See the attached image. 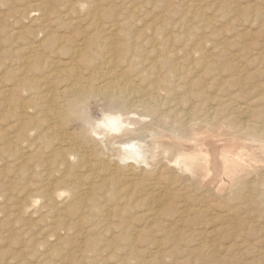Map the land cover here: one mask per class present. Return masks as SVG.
<instances>
[{"label": "bare ground", "instance_id": "obj_1", "mask_svg": "<svg viewBox=\"0 0 264 264\" xmlns=\"http://www.w3.org/2000/svg\"><path fill=\"white\" fill-rule=\"evenodd\" d=\"M155 1L153 19L138 0H41L2 18L0 210L37 263L208 247L218 222L236 228L241 207H264L263 91L248 95L245 72L261 62ZM25 216L43 220L41 239ZM253 242L263 251L264 236Z\"/></svg>", "mask_w": 264, "mask_h": 264}, {"label": "rangeland", "instance_id": "obj_2", "mask_svg": "<svg viewBox=\"0 0 264 264\" xmlns=\"http://www.w3.org/2000/svg\"><path fill=\"white\" fill-rule=\"evenodd\" d=\"M40 1L41 0H0V23L2 21V18L5 17V15L8 16L12 11H15L16 8L17 9L20 8L22 10L24 8L30 9L35 3ZM138 1H139V6L143 10L141 11L139 17L145 19H153L156 17H160L161 15L164 14L163 10L160 8V3H161L160 1L158 2L155 0H138ZM170 1L174 5L177 3L178 5H181L182 8L184 9L183 12L185 16L194 18L195 21L202 20V22L205 21V23L211 22L214 28H216L215 31L218 30L216 31V34L222 36L221 38H217L218 43L220 45H222L223 43L222 45L223 48L228 51H231L229 53L240 54L241 51H243L241 53L242 55L245 52L247 54L252 55V58L258 57V62L261 63H259L258 65H253L250 69L245 70L247 74L246 73L244 74L250 76L248 80L249 86H247L248 88H246V92L248 91L249 96H254L256 95L257 91L259 90L261 92L263 91L262 95H260L257 98L262 99L261 101L264 102V63H263L264 62V0H199L197 1L196 4L187 7L182 4L181 0H173V1L170 0ZM9 10L11 11L9 12ZM6 12L7 13L9 12L8 15L6 14ZM177 15L178 17L180 16V14ZM28 25L29 24H27V22H24L22 26L29 27ZM1 37L2 36L0 34V38ZM227 45L228 47H226ZM245 50L249 51V53ZM257 101L258 100H256L254 104L256 103L255 105H257V107H262V106H258L259 104L257 103ZM93 114L98 115L99 111L97 109H94ZM2 180L3 178H0V182H2ZM13 188H15V186H13ZM219 201L220 200H218L217 202L219 203L218 205H223V203ZM3 203L4 202L1 201L0 205ZM251 204L252 205H248L246 207H241V209L242 208L243 209L236 213V215L239 214L238 216H235L237 220L239 219L240 221V223L238 221L239 223L238 227L228 228V227H224L223 225H219L220 222H218L216 226L217 228L216 227L212 228L213 232L212 229H210L211 232L209 234L210 237L211 235H213L212 238H214L213 240L214 245L212 244L211 246L208 247H202L198 245H192L188 242H185L183 244H173V245L168 244V246L159 245L158 247L157 246H155L154 248L152 247L153 249L150 250L151 258L150 256H148V254H142L143 251L144 252L149 251L146 250L147 248L144 246V247H140L141 249L140 251L141 257H139L140 260L131 259L134 261H130V262H128L129 258H127L130 256L129 255L126 256L123 251L118 250L119 252L121 251L120 254L123 255L121 256L120 254H118L119 253L118 251L114 255L108 254L111 255V257H107L108 259L106 258L107 260L106 262L107 264L109 263L112 264L113 262H114L113 264H123L122 262L118 263L117 259L120 258L124 259V256H126L125 259L123 260L125 264H134L135 262L137 264H264V249L263 251L259 252V250H257L258 248L255 246L253 242L256 238L264 236V218H261L264 216V207L261 208L260 205L258 206L256 204L254 205L253 203ZM220 208L217 209V211L215 209L213 213L214 217L215 215H217L215 218L216 220H218L222 215L220 212ZM37 217L40 219L39 216H35V217L33 216L32 219L30 216L22 217V223L27 222L28 224L25 228V233L28 232L26 236H30L29 234L32 233L34 235L32 236L33 238L41 239L42 235H40L39 232L41 230V227H43L45 223L42 222L43 220H39ZM15 218H16L15 215H6L2 213V211L0 210V224H5L9 222V224L2 225L3 227L0 226V230H1L0 258L2 257L0 259V264H8V263L25 264L27 261H28L27 264L28 263L40 264L37 263V260L34 259L35 251L33 250V248L28 246H27L28 248L27 247L20 248L21 247L20 242L23 241V239H25V235L20 233L22 229V227H20L21 222L20 223L17 222ZM23 218L26 219V222H24L25 219ZM13 220L14 222L11 224ZM36 233L38 236L36 235ZM188 233L190 234V232ZM160 235L162 234L161 233L157 234L158 238L162 237V236L160 237ZM3 239L5 240V242L2 244V242L4 241ZM26 249H29L30 251L28 252V250ZM5 250L7 251V253L9 251V253L7 254ZM66 250L67 248L65 247V251ZM32 252L34 256L32 255ZM12 253L13 255H18V256L13 257ZM19 254L22 255L19 256ZM28 254H31L32 259L28 258L30 256ZM10 258L11 260L12 259L13 260L9 261ZM146 259L149 260L147 261ZM15 260H17L16 263ZM143 260L144 261L146 260L147 262H144ZM67 262L68 264H71V261H67ZM106 262L104 264H106ZM140 262H144V263H140Z\"/></svg>", "mask_w": 264, "mask_h": 264}]
</instances>
